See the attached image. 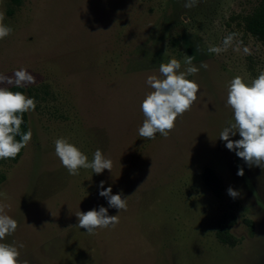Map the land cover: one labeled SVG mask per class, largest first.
<instances>
[{
	"label": "rangeland",
	"instance_id": "374dc122",
	"mask_svg": "<svg viewBox=\"0 0 264 264\" xmlns=\"http://www.w3.org/2000/svg\"><path fill=\"white\" fill-rule=\"evenodd\" d=\"M256 2L0 0L13 30L0 40V74L25 68L36 78L25 86L36 101L27 112L31 142L17 160L0 159V204L18 222L0 243H23L21 264H264V167H250L219 138L233 116L228 82L251 84L264 71V43L244 26ZM229 34L227 50L208 51ZM187 55L199 68L187 77L200 86L197 100L167 138H141L146 78L160 77L170 58L184 71ZM60 137L89 161L100 149L112 170L70 175L55 155ZM205 169L218 177L217 192ZM100 181L122 192L127 210L108 208L119 224L89 234L75 214L108 207ZM221 220L232 222L233 245L217 238Z\"/></svg>",
	"mask_w": 264,
	"mask_h": 264
},
{
	"label": "clouds",
	"instance_id": "9594fccd",
	"mask_svg": "<svg viewBox=\"0 0 264 264\" xmlns=\"http://www.w3.org/2000/svg\"><path fill=\"white\" fill-rule=\"evenodd\" d=\"M199 0H185L184 7L192 8ZM5 16L0 13V40L12 33V28L4 24ZM234 34H229L223 41V47L210 46V53L220 54L227 50ZM249 53L248 48L244 49ZM194 56H186L184 63L188 65L184 71H180L181 62L176 58H170L167 63L159 66L160 77L149 75L146 84L152 89L140 103V110L144 119L138 128V134L144 139H155L159 133L167 138L176 126L178 117L191 110L197 100L200 91L199 84L190 80L189 75H195L199 68L193 64ZM207 68L206 63L201 64ZM36 83V78L25 68L15 70L12 76L0 74V84H7L16 88ZM226 106L232 110V119L221 131L219 138L226 142L229 150L235 151L236 155L243 159L250 167H264V71L251 81L244 82L240 76L233 77L227 84ZM36 109V101L27 97L21 91H12L8 87H0V159H15L21 150L31 142L32 132H21L23 114ZM239 133L240 139H230ZM21 139L17 141L15 137ZM55 155L61 165L70 175H79L81 168L91 169L96 174H101L105 169L111 171L113 162L105 158L103 152L97 149L93 153V159L76 145L70 143L67 138L60 137L54 141ZM237 175L243 176L244 169L241 167ZM99 195L106 198L108 207L100 206L86 212L79 211L75 215L78 218L77 226L83 228L89 234H95L97 229L115 228L119 224L118 215H109L108 208L120 211L127 210V200L122 192L112 193V187L104 188V181H100ZM227 194L233 199L239 192L232 187L227 189ZM6 205L0 204V241L11 236L18 228V222L5 214ZM15 242L0 243V264H21L20 248ZM23 264H27L24 261Z\"/></svg>",
	"mask_w": 264,
	"mask_h": 264
},
{
	"label": "trees",
	"instance_id": "16d2710c",
	"mask_svg": "<svg viewBox=\"0 0 264 264\" xmlns=\"http://www.w3.org/2000/svg\"><path fill=\"white\" fill-rule=\"evenodd\" d=\"M12 4L18 5L20 4L21 0H10ZM8 13H12V10H9ZM244 26L246 30L251 33L252 35L256 36L262 43H264V0H257L256 4L254 5L252 11L245 15L244 17ZM12 91H21L25 93L30 92V90L26 87L23 88H16L14 86L8 87ZM29 130V120L27 112L23 114V123L21 125V132H27ZM17 141L21 139L19 135L15 137ZM24 149V148H23ZM21 152L17 155V157L13 160H17ZM203 179L205 184L208 188L212 191L217 192L220 188V181L218 177L210 170L205 169L203 172ZM230 222H225L224 220L219 221V227L216 232L217 238L222 241L223 243L233 245L234 241L228 231V228L231 225Z\"/></svg>",
	"mask_w": 264,
	"mask_h": 264
}]
</instances>
